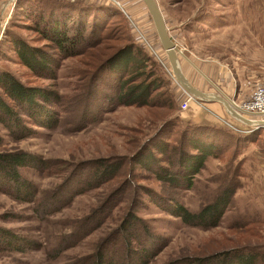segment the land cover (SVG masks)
Wrapping results in <instances>:
<instances>
[{
	"label": "trees",
	"instance_id": "16d2710c",
	"mask_svg": "<svg viewBox=\"0 0 264 264\" xmlns=\"http://www.w3.org/2000/svg\"><path fill=\"white\" fill-rule=\"evenodd\" d=\"M16 5L47 41L34 45L14 32L6 36L19 62L33 75L54 80L64 59L86 56L88 60L87 67L78 71L77 92L67 96L52 86L25 84L11 71L0 68V124L12 139L31 136L35 132L33 126L53 129L64 124L80 131L103 113L121 106L175 109L176 100L168 80L154 58L129 34V26L126 25V34L120 26L118 35H114L123 38L124 43L104 45L113 36L110 21L125 18L121 10L112 5L63 0H18ZM244 130L183 121L176 110L166 115L130 155L112 154L60 168V162L24 149H0V192L32 204L34 215L44 220L69 206L76 196L125 175L94 208L74 221L72 230L53 249L52 258H58L65 249L76 246L100 228L113 209L128 197L127 210L94 250L65 264H151L168 240L137 215L136 209L152 203L186 225L217 227L241 185L238 175L245 156L238 159L233 171L229 169L224 174L212 200L197 211L182 203V193L193 188L208 157L218 158L231 151V159L235 160L250 143L259 142L264 127ZM2 143L0 135V147ZM22 169L40 173L60 169L58 172L66 174L53 189L38 196L37 185L22 174ZM137 176L156 181L161 189L134 183ZM255 222L251 220L247 225ZM41 247V241L0 225V251L26 252ZM260 260L264 262V254L257 247L242 245L205 255L175 257L164 264H255Z\"/></svg>",
	"mask_w": 264,
	"mask_h": 264
},
{
	"label": "rangeland",
	"instance_id": "374dc122",
	"mask_svg": "<svg viewBox=\"0 0 264 264\" xmlns=\"http://www.w3.org/2000/svg\"><path fill=\"white\" fill-rule=\"evenodd\" d=\"M116 1L120 2L128 17L121 11L126 19L115 17L117 19L110 21L109 29L113 36L104 45L116 46L124 43L123 38L114 35H118L120 26L124 27L126 34V25L129 26V34L158 63L174 92L173 88L180 86L164 70L170 65L165 51L158 44L144 3L138 0L145 15L144 20L148 24L146 27L145 23L139 24L132 17L122 0ZM156 1L172 39L191 61L197 65L206 60L214 64V67L223 66L231 72L235 81V98H232L234 101L239 103L246 100L256 84H264V0ZM78 2L112 5L121 10L114 0H78L71 3ZM16 3L2 12L0 9V68L11 71L25 84L52 86L66 96L75 94L80 82L78 71L87 67L85 62L88 58L79 56L64 59L54 80L33 75L19 62L6 36L9 32H14L34 45H42L47 41L34 30L32 19L20 14L21 10L18 7L16 9ZM180 62L182 69L194 81L205 80L183 57H180ZM206 86L207 90L204 91L217 92L210 83H206ZM175 105L172 111L147 106H121L103 113L98 120L80 131L68 129L64 124L53 129L33 126L35 132L19 140L12 139L8 130L0 124V135L3 138L0 149H24L44 159L60 162V168L112 154L130 155L166 115L176 110L180 114L183 109L177 102ZM256 142L250 143L235 160L231 159V151L218 158L208 157L205 167L196 175L193 188L182 193V203L190 210L197 211L203 203L212 200L221 178L229 169L233 171L238 159L245 156L243 164L240 165V176L238 175L241 185L235 191L233 200L217 227L203 229L186 225L179 217L162 211L152 203L147 208L136 209L137 215L168 240L167 246L151 264H164L175 257L205 255L222 248L242 245L255 246L264 254V131L259 142ZM59 170L40 173L32 169H22L21 172L35 182L40 196L53 189L65 176L66 172H58ZM124 176L120 175L99 188L76 196L69 206L44 220H39L34 215L32 204L14 200L0 192V225L42 242L40 249L26 252L0 251V264H65L92 252L100 238L119 222L127 210L128 197L113 209L100 228L91 232L76 246L65 249L58 258H52L53 249L61 237L72 230L74 221L94 208ZM134 183L161 189L156 181L138 176ZM251 220L256 222L247 225ZM255 264L264 262L260 260Z\"/></svg>",
	"mask_w": 264,
	"mask_h": 264
},
{
	"label": "crops",
	"instance_id": "0c3cea01",
	"mask_svg": "<svg viewBox=\"0 0 264 264\" xmlns=\"http://www.w3.org/2000/svg\"><path fill=\"white\" fill-rule=\"evenodd\" d=\"M122 3H124L125 6L129 8L128 11L132 15V17L139 22V24L144 25L145 23L144 26H148L147 22L144 20L145 15L141 6H139L138 4V0H122ZM154 30L155 29L153 28V31ZM154 33L156 32L154 31ZM158 44L160 45L159 42ZM160 48L163 51L161 45ZM197 65L211 79V81L214 82L220 88V90L225 95L229 96L230 98L234 97L235 81L231 72L223 68V66H220L218 68L214 67V64H210L206 60H202L201 62L197 63ZM182 70L188 80L194 86L203 89V91L207 90L206 83L209 82L204 77L203 78L205 80L197 79V81H194V78L191 77V75H189L186 70ZM173 90L175 93L174 95L177 104H180L182 101L187 99L188 94L181 87L175 86ZM180 116L183 121H191L200 124L218 125L222 127H229L235 130H244L249 128V126L230 116L225 110L224 106L221 103L215 101H202L199 99H191L189 101L187 109L180 111ZM241 124L244 126H242Z\"/></svg>",
	"mask_w": 264,
	"mask_h": 264
},
{
	"label": "water",
	"instance_id": "95a60500",
	"mask_svg": "<svg viewBox=\"0 0 264 264\" xmlns=\"http://www.w3.org/2000/svg\"><path fill=\"white\" fill-rule=\"evenodd\" d=\"M142 2L144 3L151 17L158 41L162 49L166 53L172 74L179 86L187 94L193 96L196 99L221 103L230 116L251 128L264 127V119L255 118L258 113H250L248 114V116L244 115L241 109L235 103V101L229 96L225 95L220 90V88L214 82H212L211 79L176 45L169 33L163 13L157 1L142 0ZM180 57H183L199 74H201L214 87L217 92L203 91L194 86L188 80L181 68Z\"/></svg>",
	"mask_w": 264,
	"mask_h": 264
},
{
	"label": "built area",
	"instance_id": "2783aa9c",
	"mask_svg": "<svg viewBox=\"0 0 264 264\" xmlns=\"http://www.w3.org/2000/svg\"><path fill=\"white\" fill-rule=\"evenodd\" d=\"M16 1L17 0H0L1 12L5 8L9 7L10 5H14L16 3ZM65 1L77 2L78 0H65ZM114 1L120 7L121 11L128 17V15L125 12L124 8H122L120 2H118L116 0H114ZM164 70L169 76L174 78L170 66L164 68ZM191 99H195V98L188 94L187 99L180 103L181 109H183V110L187 109L189 101ZM235 103L241 109V111H242V113L244 115L248 116V114H250V113H258V115L255 116V118L264 119V84H256L252 88V90L250 92V95H249V97L246 100L241 101L239 103H237L235 101Z\"/></svg>",
	"mask_w": 264,
	"mask_h": 264
}]
</instances>
